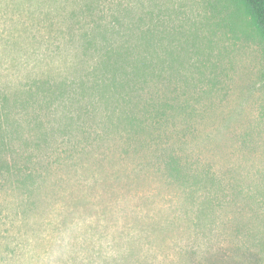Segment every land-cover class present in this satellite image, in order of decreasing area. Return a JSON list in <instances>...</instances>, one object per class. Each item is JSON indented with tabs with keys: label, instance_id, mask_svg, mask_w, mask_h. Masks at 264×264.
I'll use <instances>...</instances> for the list:
<instances>
[{
	"label": "rangeland",
	"instance_id": "rangeland-1",
	"mask_svg": "<svg viewBox=\"0 0 264 264\" xmlns=\"http://www.w3.org/2000/svg\"><path fill=\"white\" fill-rule=\"evenodd\" d=\"M0 264H264V40L228 0H0Z\"/></svg>",
	"mask_w": 264,
	"mask_h": 264
},
{
	"label": "trees",
	"instance_id": "trees-1",
	"mask_svg": "<svg viewBox=\"0 0 264 264\" xmlns=\"http://www.w3.org/2000/svg\"><path fill=\"white\" fill-rule=\"evenodd\" d=\"M264 40V0H228ZM6 143H4L5 145Z\"/></svg>",
	"mask_w": 264,
	"mask_h": 264
}]
</instances>
